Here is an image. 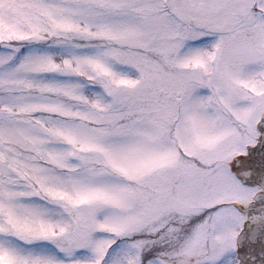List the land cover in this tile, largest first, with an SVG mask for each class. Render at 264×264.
Masks as SVG:
<instances>
[{"label":"snow or ice","instance_id":"6c2138e0","mask_svg":"<svg viewBox=\"0 0 264 264\" xmlns=\"http://www.w3.org/2000/svg\"><path fill=\"white\" fill-rule=\"evenodd\" d=\"M0 264H264V0H0Z\"/></svg>","mask_w":264,"mask_h":264}]
</instances>
